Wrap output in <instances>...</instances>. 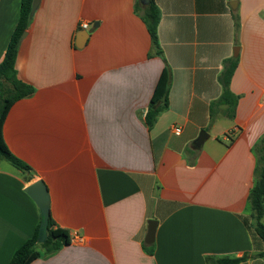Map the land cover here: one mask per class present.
<instances>
[{"label":"crops","instance_id":"obj_1","mask_svg":"<svg viewBox=\"0 0 264 264\" xmlns=\"http://www.w3.org/2000/svg\"><path fill=\"white\" fill-rule=\"evenodd\" d=\"M137 2L42 0L35 13L16 69L36 92L4 125L9 150L32 172L0 167V264L40 224L26 192L38 181L71 244L31 264H208L246 254L242 264H264L248 203L264 136V0H155L162 55ZM21 5L0 0V64ZM230 59L239 62L232 119L227 105L212 110ZM166 68L169 108L150 129ZM150 220L159 222L153 255L143 249Z\"/></svg>","mask_w":264,"mask_h":264},{"label":"trees","instance_id":"obj_2","mask_svg":"<svg viewBox=\"0 0 264 264\" xmlns=\"http://www.w3.org/2000/svg\"><path fill=\"white\" fill-rule=\"evenodd\" d=\"M32 4L33 0H22L17 27L11 37L5 58L0 64V155L24 174H30L32 169L16 158L9 150L4 139V125L13 105L19 100L32 97L36 92L34 86L19 78L16 69V60L22 42V36L32 25ZM136 12L147 25L156 53L162 55L163 52L158 37L161 13L155 0H151V4L148 7H144L140 0H138ZM238 63V59H230L225 62L224 71L220 76L223 94L220 99L215 101L212 105V110L217 104L227 105L228 109L226 115L231 119L235 117V111L240 99L239 96L232 92L230 87ZM170 88L171 73L169 69L166 68L158 82L148 112L145 116L146 124L150 129L155 126L159 116L169 108ZM257 159L258 164L254 186L249 194L248 203L250 205V215L253 219L252 227L256 235L264 242V136L257 147ZM31 180V176L27 177L28 182H31ZM43 223L44 217L42 215L40 224L36 228L33 236L17 249L9 264H31L36 259L55 254L71 244L70 233L57 225L51 213L45 226V238L42 241L40 233ZM143 249L149 255H153L155 252L154 244H144ZM259 256L264 257V252L260 253ZM250 257L249 254L243 257H208L207 263L242 264L249 260Z\"/></svg>","mask_w":264,"mask_h":264},{"label":"water","instance_id":"obj_3","mask_svg":"<svg viewBox=\"0 0 264 264\" xmlns=\"http://www.w3.org/2000/svg\"><path fill=\"white\" fill-rule=\"evenodd\" d=\"M42 0H33L32 4V11H31V20H33L35 13L39 9ZM141 4L144 7H148L151 4V0H140ZM98 26V24H97ZM27 32H25L22 36V39L26 38ZM89 33L85 32V34H81L80 41L77 42V47L82 48L88 39ZM236 56V55H235ZM208 137L206 132H203L199 139L196 141L195 146L196 148H201L205 139ZM26 192L32 199L36 202L40 211L44 217L43 227L41 229V240L43 241L45 238V226L50 216V194L48 188L42 181L35 182L31 184L27 189ZM159 222L156 220L148 221V232L145 239V243L147 245H152L155 243L156 240V232L158 229Z\"/></svg>","mask_w":264,"mask_h":264},{"label":"built area","instance_id":"obj_4","mask_svg":"<svg viewBox=\"0 0 264 264\" xmlns=\"http://www.w3.org/2000/svg\"><path fill=\"white\" fill-rule=\"evenodd\" d=\"M81 28L88 31L90 28V25L88 23H82ZM174 133L179 136L182 134V129L180 127L174 128ZM77 238L78 237H74L72 240L74 241Z\"/></svg>","mask_w":264,"mask_h":264},{"label":"rangeland","instance_id":"obj_5","mask_svg":"<svg viewBox=\"0 0 264 264\" xmlns=\"http://www.w3.org/2000/svg\"><path fill=\"white\" fill-rule=\"evenodd\" d=\"M0 167L6 168V169H12L14 171V168L11 165V163L8 160H6L5 158H3L1 155H0Z\"/></svg>","mask_w":264,"mask_h":264}]
</instances>
